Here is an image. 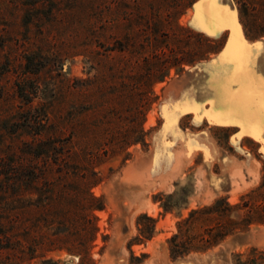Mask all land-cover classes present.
<instances>
[{"label":"rangeland","instance_id":"374dc122","mask_svg":"<svg viewBox=\"0 0 264 264\" xmlns=\"http://www.w3.org/2000/svg\"><path fill=\"white\" fill-rule=\"evenodd\" d=\"M200 4L0 0V264H264V37Z\"/></svg>","mask_w":264,"mask_h":264},{"label":"snow or ice","instance_id":"6c2138e0","mask_svg":"<svg viewBox=\"0 0 264 264\" xmlns=\"http://www.w3.org/2000/svg\"><path fill=\"white\" fill-rule=\"evenodd\" d=\"M202 7H209L211 9L210 14L213 16H215L217 11L227 13V9L219 7V0H201V4L197 6V16L195 17V20L197 22H199V20L201 19L200 8ZM255 47L257 49L264 50V45H256ZM260 107H261V121H260L259 131L262 135H264V78L261 79Z\"/></svg>","mask_w":264,"mask_h":264},{"label":"trees","instance_id":"16d2710c","mask_svg":"<svg viewBox=\"0 0 264 264\" xmlns=\"http://www.w3.org/2000/svg\"><path fill=\"white\" fill-rule=\"evenodd\" d=\"M255 4V15L254 20L250 23L243 22L246 35L248 38L251 36L256 35V37H264V0H254ZM239 212L235 211L232 213V217L236 220H239V218L234 217V213Z\"/></svg>","mask_w":264,"mask_h":264},{"label":"water","instance_id":"95a60500","mask_svg":"<svg viewBox=\"0 0 264 264\" xmlns=\"http://www.w3.org/2000/svg\"><path fill=\"white\" fill-rule=\"evenodd\" d=\"M260 50H262V49H260ZM263 51V50H262Z\"/></svg>","mask_w":264,"mask_h":264}]
</instances>
